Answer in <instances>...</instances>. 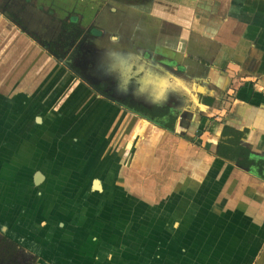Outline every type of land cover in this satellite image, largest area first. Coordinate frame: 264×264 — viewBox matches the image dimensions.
I'll list each match as a JSON object with an SVG mask.
<instances>
[{"label": "crops", "instance_id": "0c3cea01", "mask_svg": "<svg viewBox=\"0 0 264 264\" xmlns=\"http://www.w3.org/2000/svg\"><path fill=\"white\" fill-rule=\"evenodd\" d=\"M27 1L37 19L0 0V230L38 264H264V0ZM107 2L159 25L147 66L120 62L124 99L72 65L92 27L119 39L100 25L118 17ZM41 18L61 20L57 41ZM134 32L107 51L135 52ZM176 86L183 108L142 103ZM224 126L244 132L251 169L217 156Z\"/></svg>", "mask_w": 264, "mask_h": 264}, {"label": "rangeland", "instance_id": "374dc122", "mask_svg": "<svg viewBox=\"0 0 264 264\" xmlns=\"http://www.w3.org/2000/svg\"><path fill=\"white\" fill-rule=\"evenodd\" d=\"M7 1V0H1ZM17 3V10L21 11V17H33L37 19L39 14V8L37 5L31 4L27 0H13ZM91 5H95V9L101 7L102 4L106 5L107 0H90ZM108 3V2H107ZM108 3L109 11L111 9L115 10V14L118 17H101L102 21L100 23L101 26L107 29H111L113 31V35H118V40H112L113 44L122 45L124 41L130 42L128 37H123L120 35V30H127L130 31L132 34L135 33L134 31L137 29L140 35V38H135V34L131 36L132 43L137 44L134 45L136 51H130V55L126 56L124 49H117V50H109L107 49L113 44L110 43V38L100 39L97 43L93 36L96 33L92 31L95 27L87 30L85 36L83 37L82 41L78 45L76 51L74 52V56L72 57V65L76 68V71L83 77L89 78L95 81L97 85H100L102 81L108 80L111 83V87L109 86L106 89H102L106 94H109L113 97H122L123 99L128 96H124L125 92L129 90L126 85H122L120 90V78L123 70H121L120 62L128 61V62H136V60L142 62L146 66L149 62H151V55L149 56L148 51H150V46L147 45L149 41L153 40V36L158 33V22L156 18L153 17H134L136 22L132 21V17H123V8H119L117 5H112ZM122 16V17H121ZM37 17V18H36ZM78 22L82 19H87V17H75ZM159 18V17H158ZM40 19V18H39ZM57 18H53V20L44 21L41 18L40 22L33 23L39 24V29L43 31H47L42 40L44 42H55L58 40L59 34L61 32V24L60 19L56 21ZM69 21L71 17L68 18ZM100 19V18H99ZM89 18L87 19V21ZM85 23L86 20H83ZM127 21V22H126ZM131 22V23H130ZM124 23V24H121ZM126 24V25H125ZM89 28L91 26H88ZM87 27V28H88ZM164 28V26L162 25ZM86 28V29H87ZM99 30L102 31V27H97ZM166 31V30H165ZM162 32V30H161ZM164 31L162 32V35ZM111 35V36H113ZM54 36V37H53ZM61 43L58 44L60 50L65 49L66 45V37H63ZM52 39V41H51ZM41 40V38H40ZM143 42V44H138L137 41ZM61 41V40H60ZM130 43V44H132ZM132 47V46H131ZM148 56V57H147ZM109 65V66H108ZM165 75V74H164ZM160 79H163V74L160 75ZM164 80V79H163ZM145 91L150 90L149 87L144 86ZM163 90L162 87H160ZM184 90L182 87L176 86L174 90L170 87V94H165L163 91L160 92L159 97H163V102H155V101H146L144 100L145 105L147 104L149 107L153 105H160V106H170L174 109H181L186 104ZM151 97V95L149 96ZM148 97V98H149ZM255 171L257 169L255 168ZM7 237L5 233L0 230V264H31L34 263L33 255L22 245H20L17 241V245L12 246L11 242H6L3 238ZM33 259V262H32ZM35 264V263H34Z\"/></svg>", "mask_w": 264, "mask_h": 264}, {"label": "trees", "instance_id": "16d2710c", "mask_svg": "<svg viewBox=\"0 0 264 264\" xmlns=\"http://www.w3.org/2000/svg\"><path fill=\"white\" fill-rule=\"evenodd\" d=\"M143 111L149 113L151 118L159 122L163 127L171 130L174 129L178 115L170 114L169 109L153 107L150 109L143 108ZM222 136L223 139L219 143L217 156L232 162H237L245 169H251L256 165L255 161L250 158V151L240 145L241 140L245 136L244 132L235 130L229 126H224ZM3 239L6 242H11L13 246L17 245L9 237H4ZM33 259L34 263L38 264V257L33 256Z\"/></svg>", "mask_w": 264, "mask_h": 264}, {"label": "flooded vegetation", "instance_id": "af4514ba", "mask_svg": "<svg viewBox=\"0 0 264 264\" xmlns=\"http://www.w3.org/2000/svg\"><path fill=\"white\" fill-rule=\"evenodd\" d=\"M11 241L16 242V241H14V240H12V239H11ZM12 246H13V245H12ZM32 262H33V259H32ZM31 264H34V263H31Z\"/></svg>", "mask_w": 264, "mask_h": 264}]
</instances>
